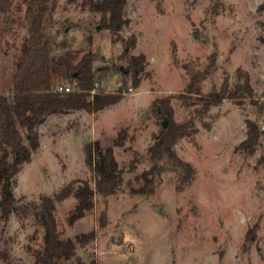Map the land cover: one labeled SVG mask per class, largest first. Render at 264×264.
<instances>
[{"label": "rangeland", "instance_id": "rangeland-1", "mask_svg": "<svg viewBox=\"0 0 264 264\" xmlns=\"http://www.w3.org/2000/svg\"><path fill=\"white\" fill-rule=\"evenodd\" d=\"M263 2L128 0L121 35H136L133 53L147 57L140 85L129 83L117 104L95 113L47 115L38 126L39 150L12 180L18 204L52 195L74 179L93 184L85 144L99 139L102 147L114 146L125 188L97 195L94 208L73 225L67 215L74 198L58 202L55 211L62 238L95 232L94 239L77 250L87 264H264V116L258 118L263 133L254 150L238 148L246 137V120L256 118L250 105L225 101L212 107V126L199 122L193 139L175 144L177 154L195 167L190 185L178 187L181 169L165 154L153 191H129L130 184L140 186L135 176L151 167L149 146L162 123L168 124L166 116L156 113L154 100L183 92L188 82L185 64L204 65L216 52V71L205 81L204 92L218 86L225 72L241 67L249 72L257 97L264 99ZM98 20L89 9L59 0L48 30L58 35L57 41L66 40L78 58L91 50L105 58L96 62L98 66L124 68L119 59L122 42H112L111 31ZM26 34V27L14 25L0 36V91L11 87L14 61ZM121 83L120 71L110 72L101 82L105 91H115ZM173 106L177 120L193 110L181 101ZM121 129L126 130V141L115 146ZM43 235L42 228L15 213L7 222L0 218V242L9 240L12 259L20 264H34ZM56 264L72 263L60 259Z\"/></svg>", "mask_w": 264, "mask_h": 264}, {"label": "trees", "instance_id": "trees-1", "mask_svg": "<svg viewBox=\"0 0 264 264\" xmlns=\"http://www.w3.org/2000/svg\"><path fill=\"white\" fill-rule=\"evenodd\" d=\"M58 2L21 0L16 4L14 0H0V36L11 31L14 25L27 29L20 53L14 61L11 87L8 91H0V218L7 222L15 213L21 221L30 219L32 224L43 229V245L34 251V264H56L60 259L71 260L72 264H87L78 256L77 250L94 239L95 232L62 238L55 211L58 202L74 198L75 205L67 215L68 223L73 225L94 208L97 195L109 196L125 188L124 170L116 159L114 146L102 147L99 139L85 144L86 163L93 172V184L87 179H74L52 195L41 194L38 200L18 204L12 180L39 150L38 126L47 115L76 110L95 113L117 104L129 83L133 87L140 85L148 60L144 53H133L137 45L136 35H121L122 27L127 23L125 10L128 0H68L98 14L102 28L111 31L112 42H122L123 52L119 59L124 68L116 64L98 66L96 62L105 58L91 50L78 58L79 53L70 50L66 40L57 41L58 35L51 34L48 29ZM260 8L264 12V2ZM216 58L217 53L213 52L204 65L185 64L188 82L183 92L154 100L156 113L166 116L168 124L164 127L162 123L160 132L149 146L151 167L135 176L140 186L135 187L129 182L131 193L148 194L153 191L154 178L163 171L159 162L165 154L181 169L178 187L183 189L190 185L195 178V167L181 158L174 146L183 138L193 139L199 131V122L210 128L216 120V116L209 114L211 108L225 101L241 106L248 104L256 116L246 120V137L238 148L253 151L259 143L263 130L258 118L264 116V99L257 97L247 70L240 67L233 73L225 72L218 86L204 92L205 81L216 71ZM116 71L122 74L120 88L105 91L101 82L110 72ZM74 82L76 87L69 92L56 90L59 84ZM174 101H181L187 108L192 107L190 116L177 120ZM207 116L209 121L205 120ZM125 141L126 130L121 129L114 145L122 146ZM3 244L0 242V264H20L12 259L7 238Z\"/></svg>", "mask_w": 264, "mask_h": 264}, {"label": "built area", "instance_id": "built-area-1", "mask_svg": "<svg viewBox=\"0 0 264 264\" xmlns=\"http://www.w3.org/2000/svg\"><path fill=\"white\" fill-rule=\"evenodd\" d=\"M76 87V82L74 83H63V84H59L56 87V90L61 91V92H69L71 90H73ZM130 90H132V87L129 88ZM95 89L92 91L94 92Z\"/></svg>", "mask_w": 264, "mask_h": 264}, {"label": "water", "instance_id": "water-1", "mask_svg": "<svg viewBox=\"0 0 264 264\" xmlns=\"http://www.w3.org/2000/svg\"><path fill=\"white\" fill-rule=\"evenodd\" d=\"M163 126L164 127H166L167 126V122L165 121V122H163Z\"/></svg>", "mask_w": 264, "mask_h": 264}]
</instances>
